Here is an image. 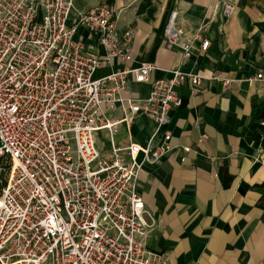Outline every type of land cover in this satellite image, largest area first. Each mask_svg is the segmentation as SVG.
<instances>
[{
    "label": "built area",
    "instance_id": "2783aa9c",
    "mask_svg": "<svg viewBox=\"0 0 264 264\" xmlns=\"http://www.w3.org/2000/svg\"><path fill=\"white\" fill-rule=\"evenodd\" d=\"M234 3L221 0L191 35L178 24L176 9L165 30L167 46H178L184 61L207 50L202 32L218 15L231 16ZM116 23L106 2L83 12L75 0H0V264H173L148 247L155 221L138 181L145 163L174 148L171 131L163 129L182 102L179 86L188 80L197 90L204 76L178 67L154 80L146 98L124 99L130 79L149 82L155 65L97 77L102 59L75 38L84 26L107 56L130 62L132 35L118 39ZM211 78L233 83L220 72ZM246 80L264 93V70ZM120 101L132 114L151 115L157 129L146 145L115 146L103 157L96 132L114 127L104 106ZM161 131L162 140L154 142Z\"/></svg>",
    "mask_w": 264,
    "mask_h": 264
},
{
    "label": "crops",
    "instance_id": "0c3cea01",
    "mask_svg": "<svg viewBox=\"0 0 264 264\" xmlns=\"http://www.w3.org/2000/svg\"><path fill=\"white\" fill-rule=\"evenodd\" d=\"M220 1L75 0L83 12L108 3L117 12L118 39L132 35L129 62L107 56L108 48L78 26L75 38L103 61L97 77L142 63L155 65L149 82L130 79L124 99L146 98L154 80L171 76L178 67L204 76L197 90L188 80L179 86L182 102L170 110L163 129L171 131L174 148L157 162L145 163L138 181L155 221L148 247L173 264H264V93L257 81L246 80L264 70V0H236L231 16L218 15L202 32L210 40L207 50H197L189 61L165 39L173 11L179 10L178 24L191 35ZM214 72L233 83L213 80ZM128 109L121 101L104 106L114 127L96 132L101 156L115 146L146 145L153 137L154 118ZM203 135L208 137L200 141ZM162 138L161 131L153 141ZM185 145L192 150L185 153Z\"/></svg>",
    "mask_w": 264,
    "mask_h": 264
},
{
    "label": "water",
    "instance_id": "95a60500",
    "mask_svg": "<svg viewBox=\"0 0 264 264\" xmlns=\"http://www.w3.org/2000/svg\"><path fill=\"white\" fill-rule=\"evenodd\" d=\"M232 2H235L236 0H231Z\"/></svg>",
    "mask_w": 264,
    "mask_h": 264
}]
</instances>
